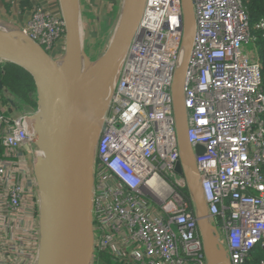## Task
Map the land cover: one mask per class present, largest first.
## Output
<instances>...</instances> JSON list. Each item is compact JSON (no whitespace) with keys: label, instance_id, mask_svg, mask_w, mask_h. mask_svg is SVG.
I'll use <instances>...</instances> for the list:
<instances>
[{"label":"built area","instance_id":"1","mask_svg":"<svg viewBox=\"0 0 264 264\" xmlns=\"http://www.w3.org/2000/svg\"><path fill=\"white\" fill-rule=\"evenodd\" d=\"M30 1L32 9L22 11L19 0H5L19 20L6 26L61 58L65 30L55 0ZM192 3L188 140L204 148L196 166L229 262L246 264L251 250L264 248V78L252 33L264 35V19L251 27L242 0ZM181 16L180 0H146L121 64L93 164L94 264L101 253L108 264H206L194 211L177 190L186 181L175 172L170 91L182 52ZM30 113L0 99V264L37 260L39 151Z\"/></svg>","mask_w":264,"mask_h":264},{"label":"water","instance_id":"2","mask_svg":"<svg viewBox=\"0 0 264 264\" xmlns=\"http://www.w3.org/2000/svg\"><path fill=\"white\" fill-rule=\"evenodd\" d=\"M146 0H121L110 39L94 60L83 50L80 0H55L64 23V53L51 58L26 33L0 27V60L26 71L36 107L27 117L39 155L33 162L38 192L39 244L36 264H94L93 164L105 114L123 59ZM181 61L171 85L179 159L192 201L206 264H230L210 220L196 157L204 152L188 140L184 85L195 31L192 0H180ZM4 89L0 77V90ZM7 102L16 108L12 99ZM28 149V146L25 147Z\"/></svg>","mask_w":264,"mask_h":264},{"label":"trees","instance_id":"3","mask_svg":"<svg viewBox=\"0 0 264 264\" xmlns=\"http://www.w3.org/2000/svg\"><path fill=\"white\" fill-rule=\"evenodd\" d=\"M242 3L246 9L251 27L258 21L264 19V0H242ZM32 7L33 4L30 0H19L20 10H30ZM252 33L255 36L258 61L264 78V35L262 32L256 30H253ZM0 77L3 85L10 89L18 99L27 102V106L25 107L31 109L36 107L34 83L31 76L26 71L14 64L4 62L0 66ZM177 190L182 198L189 204L190 210L193 212L192 201L187 187L177 188ZM98 261L100 264H108L109 260L106 255L101 253L98 255ZM246 264H264V248L256 247L251 250L248 254Z\"/></svg>","mask_w":264,"mask_h":264},{"label":"rangeland","instance_id":"4","mask_svg":"<svg viewBox=\"0 0 264 264\" xmlns=\"http://www.w3.org/2000/svg\"><path fill=\"white\" fill-rule=\"evenodd\" d=\"M80 4L83 50L88 54L90 60H94L110 39V33L116 25L121 0H80ZM2 14L4 15L0 14V20L6 21L7 24L15 19L9 15L5 16L6 13ZM9 98L14 101L20 111H23L27 106L25 100L18 99L10 89L4 86V89L0 90L1 102L7 103Z\"/></svg>","mask_w":264,"mask_h":264},{"label":"crops","instance_id":"5","mask_svg":"<svg viewBox=\"0 0 264 264\" xmlns=\"http://www.w3.org/2000/svg\"><path fill=\"white\" fill-rule=\"evenodd\" d=\"M37 1H38L40 4H43V5L46 6V3H51V2H48V1H52V0H37ZM53 1H54V0H53ZM53 1H52V2H53ZM2 8H3L4 13H6L5 16H7V15L12 16V15H11V11H10L9 7L7 6L5 0H0V14H1V15H4V14H2V13H3ZM12 18H15V19L18 20V18H17L16 16H14V17H12ZM19 18H20V17H19ZM20 19H21V18H20ZM18 21H19V20H18ZM5 22H6V21L0 20V27H1V28H6V27H7V26H6L7 23H5ZM13 22H15V21L13 20ZM8 23H9V22H8ZM27 108H28V107H27Z\"/></svg>","mask_w":264,"mask_h":264},{"label":"bare ground","instance_id":"6","mask_svg":"<svg viewBox=\"0 0 264 264\" xmlns=\"http://www.w3.org/2000/svg\"><path fill=\"white\" fill-rule=\"evenodd\" d=\"M0 41L4 42V38L3 37H0ZM101 50L99 51L100 53H101ZM181 57H182V54H181ZM180 61H181V58H180Z\"/></svg>","mask_w":264,"mask_h":264}]
</instances>
